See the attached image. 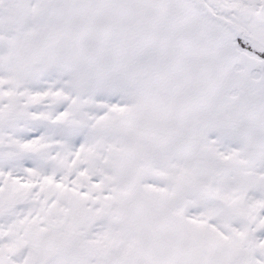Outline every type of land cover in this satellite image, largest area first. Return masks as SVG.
Returning a JSON list of instances; mask_svg holds the SVG:
<instances>
[{
    "label": "snow or ice",
    "instance_id": "snow-or-ice-1",
    "mask_svg": "<svg viewBox=\"0 0 264 264\" xmlns=\"http://www.w3.org/2000/svg\"><path fill=\"white\" fill-rule=\"evenodd\" d=\"M0 264H264V0H0Z\"/></svg>",
    "mask_w": 264,
    "mask_h": 264
}]
</instances>
